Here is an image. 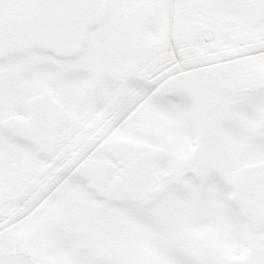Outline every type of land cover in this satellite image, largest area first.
<instances>
[{
	"label": "snow or ice",
	"instance_id": "6c2138e0",
	"mask_svg": "<svg viewBox=\"0 0 264 264\" xmlns=\"http://www.w3.org/2000/svg\"><path fill=\"white\" fill-rule=\"evenodd\" d=\"M0 264H264V0H0Z\"/></svg>",
	"mask_w": 264,
	"mask_h": 264
}]
</instances>
